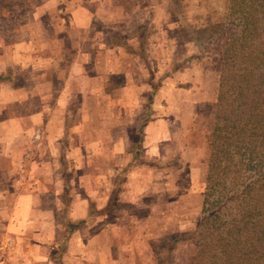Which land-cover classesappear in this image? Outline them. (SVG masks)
Wrapping results in <instances>:
<instances>
[{"label":"rangeland","instance_id":"374dc122","mask_svg":"<svg viewBox=\"0 0 264 264\" xmlns=\"http://www.w3.org/2000/svg\"><path fill=\"white\" fill-rule=\"evenodd\" d=\"M257 2L0 0V66L11 52L5 40L24 62L33 59L30 74L44 75L40 106L49 107L55 133L63 131L54 149L55 178L66 189L53 193L57 219L68 221L67 188L77 182V164L89 174L119 170L114 204L100 223L77 221L74 233L86 236L72 238V257L57 250L60 264H83L78 253L85 249L87 264H264V217L246 224L238 202L229 200L233 178L257 179L254 161L249 167L244 156H213L211 135L221 89L225 96L222 79L235 70L225 64V48L241 34L242 16L263 28ZM39 112L31 113L34 124ZM42 119L27 135L22 172L29 155L48 151ZM73 147L81 151L76 159L66 157L76 156ZM67 223L56 229L59 243L73 232ZM104 226L111 234L101 232ZM109 235L119 248L108 245Z\"/></svg>","mask_w":264,"mask_h":264},{"label":"crops","instance_id":"0c3cea01","mask_svg":"<svg viewBox=\"0 0 264 264\" xmlns=\"http://www.w3.org/2000/svg\"><path fill=\"white\" fill-rule=\"evenodd\" d=\"M23 41L28 39L24 38ZM107 43L110 46H116L108 41ZM4 44L5 46L9 44L11 52L5 58L7 62L0 66V112L6 110L10 113L8 116H1L0 113V264H60L57 256L61 258V255L68 257L74 255L72 254V238L83 241L86 234L77 232L76 235L73 231L67 237L61 236L62 241L59 243L56 229L69 221L83 222L82 224L99 220L98 223L102 222L104 209L114 204L111 197L115 191V177H118L119 170H115L116 175H114L113 168L112 174L99 168L95 174H89L80 163L77 164V168L74 169L77 182H73L67 188L69 192L65 205L68 207L66 210L68 221L61 223V220L57 219L58 213L54 208L59 205V202L55 203L53 193L60 194L59 191L63 192L66 189L55 178L54 149L56 142H61L63 131L60 134L55 133L53 120L46 114L49 107L40 106L39 96L42 90L45 91V86L41 84V81L39 82V79L44 78H39L42 75L40 72L30 74L34 68L33 59L24 62L20 58L22 53L15 43L5 40ZM34 46L35 43L31 48L32 53H34ZM23 56L27 58L26 55ZM75 76L82 79L85 75L75 73ZM71 78L74 79V77ZM80 81L77 78V82L80 83ZM81 89L85 93L88 92L86 89ZM74 91L76 90L73 89ZM29 108L32 110L31 113L42 110L35 124L41 120L42 115V122L47 126L48 151L43 152L40 149L36 151V154L29 155V167L26 163V169L22 172L17 165L27 156L23 153L28 147L27 135L35 125L31 113H22V109L26 111L25 109ZM74 111L78 110L74 108ZM86 142L88 145L93 143L92 140ZM69 151L76 156L71 157L67 154L66 157L76 159L78 147L70 148ZM111 153L114 155V149ZM98 155L101 157L100 152ZM31 159L35 160L30 161ZM103 176L108 178L109 182L105 183L104 179L101 180ZM94 177L96 179L93 181ZM102 231L105 234H111V226ZM110 238L112 242L108 245L119 248V243L115 242L112 236ZM62 248L61 255H57V250L61 251ZM86 250L78 253L84 259L83 264H87L89 260ZM98 262L103 263L100 260Z\"/></svg>","mask_w":264,"mask_h":264},{"label":"trees","instance_id":"16d2710c","mask_svg":"<svg viewBox=\"0 0 264 264\" xmlns=\"http://www.w3.org/2000/svg\"><path fill=\"white\" fill-rule=\"evenodd\" d=\"M251 1H258L264 13L263 0ZM254 17L256 14L252 19ZM242 19L244 25L241 34L234 37L232 43H227L225 48V64L235 70L228 77H223L226 82L222 79L226 85L225 96L221 89V100L215 110L211 135L213 156L219 154L217 156L220 158H229L231 161L235 157H241V160L244 156L249 160V167L253 166L250 162L254 161L252 170L257 179L241 183L233 178L235 184L231 188L232 194L229 198L238 202L239 220L247 224L264 217V14L257 19V22H262L261 29L255 27L256 23L249 20V15L242 16ZM224 29L227 31L232 27ZM238 185L239 188L234 190ZM260 189L262 190L258 191ZM219 201L218 197L215 203L217 206ZM217 206L216 209L219 208ZM213 215H217L215 211ZM67 225L69 230L73 231L79 223L69 222Z\"/></svg>","mask_w":264,"mask_h":264}]
</instances>
